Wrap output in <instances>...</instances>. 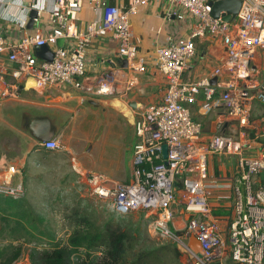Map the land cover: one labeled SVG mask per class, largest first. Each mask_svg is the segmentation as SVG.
<instances>
[{
    "label": "built area",
    "instance_id": "2783aa9c",
    "mask_svg": "<svg viewBox=\"0 0 264 264\" xmlns=\"http://www.w3.org/2000/svg\"><path fill=\"white\" fill-rule=\"evenodd\" d=\"M36 1L0 0V20L24 27L25 17L9 11L16 5L26 17L34 8L33 21L39 25L15 43L7 42L0 32V55L6 52L7 62L16 63L9 69L0 63V101L16 98L20 81L28 78L37 91L64 84L82 88L90 44L108 34L117 42V56L131 68L144 71L137 60L130 17L148 2L164 1L168 18L190 24L184 41L169 37L155 49L154 64L164 79V92L159 102L141 106L135 113L132 180L110 181L101 173L90 172L89 193L107 200L118 214L152 210L150 229L182 248L183 264H264V184L258 180L264 173V148L248 153L255 140L249 134L251 104L253 100L264 103V0H240L237 13L228 21L221 15L211 16L210 0H128L126 5H109L107 0H44L39 8L34 6ZM84 2L102 10V16L80 29L77 14ZM43 15L46 19L41 24ZM206 36L219 40L224 51L202 77L185 81L183 73L195 56L193 40ZM60 38L67 44L57 45ZM45 44L53 53L51 61L33 53L36 46ZM256 58L261 60L259 67L253 62ZM6 73L10 81L4 78ZM213 77L216 81L211 84ZM108 90L103 82L97 92ZM216 93L224 107L216 123H235L233 134L204 133L201 123L192 118L190 107L198 97L210 101ZM37 145L47 150L62 147L58 138ZM213 156L234 157L237 170L228 184L209 180V158ZM17 174L19 169L13 164L0 173L1 195L23 194V182L14 180ZM221 186L230 194L225 203L228 214L218 217L210 195ZM180 219L181 226L176 222ZM192 235L201 243L200 255L188 246Z\"/></svg>",
    "mask_w": 264,
    "mask_h": 264
},
{
    "label": "crops",
    "instance_id": "0c3cea01",
    "mask_svg": "<svg viewBox=\"0 0 264 264\" xmlns=\"http://www.w3.org/2000/svg\"><path fill=\"white\" fill-rule=\"evenodd\" d=\"M127 1L107 0L109 5H126ZM43 4L44 0H37L34 6L39 8ZM166 8L167 4L164 1L148 2L146 5L140 6L138 11L130 17L134 34L133 41L137 49V60L143 63L144 71L133 69L127 63L123 66L124 59L116 54L117 42L108 34L97 37L90 44L85 59L86 71L81 78L82 88L77 89L69 84H64L46 86L37 91L31 78L20 81V83L23 82V87L18 90V96L4 100L0 105V148L3 147L6 151L0 153V167L6 163L20 168L26 162L29 153L37 154L39 151L41 157H46L49 155L48 151L62 150V147L59 150H47L39 147L38 141L27 130L28 118L23 119L24 112H28L30 115H48L50 117L55 127V134L52 138H62L65 143L62 151L68 154L74 167L84 166L77 156L87 157V154L83 152L84 148L86 147L85 151L88 153L96 145L93 141L90 142L91 144L85 145V140L96 138L93 130L98 127L101 117L112 120L114 123H118L119 115L125 118L129 117L134 136L132 122L137 109L159 102L164 92V79L154 64L156 47L168 42L169 37L184 41L189 33L190 24L174 17L168 18ZM9 11L14 16L17 14L22 19L25 17L26 24L22 27L16 22L0 20V32L7 42L15 43L23 35L31 34L39 27L37 22L33 21L32 28H27L28 14L27 18L24 12L20 13L21 9L16 5L9 7ZM101 16L102 10H94L87 2H84L77 14L78 26L83 29L88 21L99 19ZM45 19L43 16L41 24ZM193 41L195 56L191 60L189 68L183 73L185 81H195L202 77L216 64L219 55L224 51L222 43L211 36ZM68 43L70 44V42ZM63 44L66 45L67 41L63 38L57 40V45ZM0 63L6 69L16 65L15 62H7L6 52L0 55ZM4 78L11 80L8 73L4 75ZM103 82L107 83L109 90L106 93H98L97 90ZM218 95L219 93H216L214 99L210 101L199 96L196 103L190 107L192 118L201 123L204 133L222 131L233 134L236 131L235 123H226L222 126H218L216 123L217 115L224 110ZM132 101L136 103L135 108L130 104ZM250 122L249 134L255 140L252 143V150L248 153L254 154L264 148V103L258 100L252 101ZM89 126L90 128H88ZM88 145L90 146L87 148ZM9 152L14 153L9 155ZM84 168V172L79 173L82 174L83 180L87 184V173L99 172ZM209 170L210 181L228 184L237 170L235 159L233 156L210 157ZM106 178L114 181L112 178ZM258 180L264 184V173L258 176ZM228 194H230V190L226 187L221 186L213 189L210 195L213 209L220 206L226 210L225 203L228 201ZM226 212L228 213L227 210ZM215 215L218 216L216 213ZM176 222L179 226L183 223L181 219Z\"/></svg>",
    "mask_w": 264,
    "mask_h": 264
},
{
    "label": "rangeland",
    "instance_id": "374dc122",
    "mask_svg": "<svg viewBox=\"0 0 264 264\" xmlns=\"http://www.w3.org/2000/svg\"><path fill=\"white\" fill-rule=\"evenodd\" d=\"M1 103L3 101H0V105ZM93 131L96 138L86 139L85 145L91 144L92 141L96 145L88 153L85 151L86 147L84 148L83 152L87 154V157L77 156V159L84 164L82 167L80 165L74 167L68 154L62 151L65 145L62 138L59 139L62 150L58 152L48 151L49 155L46 157H41L39 151L37 154L29 153L24 165L20 168L17 167L20 174L15 175L14 179L21 178L24 192L21 196L12 198L23 197L21 204H23L22 208L25 210H21L24 212V217L35 225L34 230L31 231L34 235L30 236L24 233V237L17 241L15 236H10L7 231L0 232V250L7 248L8 252L12 253L15 246L7 245L21 246L20 254L12 260L11 264H29V254L33 248L48 246L50 238L63 240L67 238L69 229L76 219L73 209H77V216L78 213L87 214L100 229L106 221L112 219L115 221L123 220L125 223H130L132 220L133 229L138 228L137 230H140L144 239L140 244H133V246H136L135 248L139 246H176L180 251L177 264H183L185 259L181 251L182 248L178 247V244L172 240L161 237L150 229L149 221L151 219L148 222L147 219L154 215L152 210L137 209L119 215L110 208L107 200L96 198L89 193L88 185L83 180L82 174L79 173L84 172V167L103 173L106 177L114 179V181L128 182L133 177L131 153L135 137L132 133L129 117L125 118L119 115L118 123L101 117L98 127ZM4 151L5 149L1 147L0 153H4ZM13 153L9 152V155ZM7 166L6 163L1 166L0 172L2 173ZM5 198H8V196L0 195V214L6 211L11 212L10 209H7L6 200L8 199ZM141 212H143L142 218L139 215ZM1 226L2 222L0 221ZM40 231L49 233L50 236L40 235ZM169 261L171 264H175L173 258Z\"/></svg>",
    "mask_w": 264,
    "mask_h": 264
},
{
    "label": "trees",
    "instance_id": "16d2710c",
    "mask_svg": "<svg viewBox=\"0 0 264 264\" xmlns=\"http://www.w3.org/2000/svg\"><path fill=\"white\" fill-rule=\"evenodd\" d=\"M22 198L10 196L5 198L8 199L6 200L7 209H10L11 212L6 211L0 214L2 222L0 232L7 231L10 236H15L17 241L21 240L25 234L33 236L34 233L31 231L35 228V225L24 217L22 210L25 209L22 208ZM213 211L218 217L228 214L220 206ZM76 212L78 210L73 209L76 219L69 229L67 238L65 240L50 238L48 246L33 248L29 254V264H171L169 260L172 258L177 264L180 251L176 246H139L135 248L136 246L133 244H140L144 239L140 230H137L138 228L133 229L132 220L130 223H125L123 220L112 219L106 221L100 229L87 214L78 213L77 216ZM139 215L142 218L143 212ZM153 217L151 215L147 222ZM39 233L45 237L50 236L49 233L43 231ZM7 246H15L14 252L9 253L7 248H2L0 264H11L12 260L16 259L21 252V246L12 244Z\"/></svg>",
    "mask_w": 264,
    "mask_h": 264
},
{
    "label": "water",
    "instance_id": "95a60500",
    "mask_svg": "<svg viewBox=\"0 0 264 264\" xmlns=\"http://www.w3.org/2000/svg\"><path fill=\"white\" fill-rule=\"evenodd\" d=\"M212 5L211 16L218 17L222 16V19L225 21L230 20L237 13L240 0H210ZM29 20L27 22V28H32L33 18L36 17V10L33 8L28 12ZM35 55L46 61H51L53 53L48 45L36 46L34 49ZM255 66L259 67L261 60L256 58L253 60ZM123 66L126 65V60H123ZM216 78L213 77L210 79V83L214 84ZM23 87V82L20 83L19 89ZM133 108H135L136 103L134 101L130 102ZM23 119L28 118L27 130L31 136L38 142H47L55 134V127L52 124V120L48 115H30L28 112H24L22 115ZM219 126V124H218ZM167 147L165 144L162 145V156L166 157ZM166 163V162H165ZM174 188H177V184H174ZM188 246L192 249L193 252L198 255L202 252L201 243L195 236H190L188 239Z\"/></svg>",
    "mask_w": 264,
    "mask_h": 264
},
{
    "label": "bare ground",
    "instance_id": "6f19581e",
    "mask_svg": "<svg viewBox=\"0 0 264 264\" xmlns=\"http://www.w3.org/2000/svg\"><path fill=\"white\" fill-rule=\"evenodd\" d=\"M124 109V108H123Z\"/></svg>",
    "mask_w": 264,
    "mask_h": 264
}]
</instances>
